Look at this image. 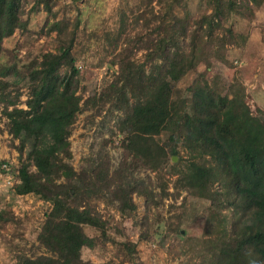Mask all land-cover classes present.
Listing matches in <instances>:
<instances>
[{
	"label": "trees",
	"instance_id": "obj_1",
	"mask_svg": "<svg viewBox=\"0 0 264 264\" xmlns=\"http://www.w3.org/2000/svg\"><path fill=\"white\" fill-rule=\"evenodd\" d=\"M61 1L0 0V121L19 152V166L10 170L19 181L14 191L50 204L37 235L44 253H21L16 264H94L83 259V250L95 248L99 237L89 236L86 227L119 246L127 263L142 264L140 241L122 235L113 226L115 216L102 213L134 218L135 197L146 199L148 208L172 201L174 214L155 233L161 243L169 233L193 237L183 229L188 198L208 208L196 225L202 232L193 237L196 243L185 250L180 243L182 254L195 253L194 264H264V111L253 113L240 80H210L216 65L234 67L229 48L246 38L235 23L253 21L264 0H141L133 17L120 8L104 43L113 55L106 66L114 78L87 97L78 68L86 49H76L82 0H72L74 20L66 16L68 7L56 10ZM194 1L197 15L187 9ZM145 5L153 14L145 20L154 23L149 36L135 32L146 18L140 12ZM40 13L47 21L36 33L31 19ZM16 32L46 38L56 33L57 60L39 49L21 67L3 62L4 43ZM91 110V118H104L101 128L116 110L115 129L109 139L103 134V145H94L76 171L70 137L79 115ZM109 144L121 149L118 164ZM18 222L11 210L0 213V223ZM149 226L146 220L143 238Z\"/></svg>",
	"mask_w": 264,
	"mask_h": 264
},
{
	"label": "rangeland",
	"instance_id": "obj_2",
	"mask_svg": "<svg viewBox=\"0 0 264 264\" xmlns=\"http://www.w3.org/2000/svg\"><path fill=\"white\" fill-rule=\"evenodd\" d=\"M141 0H82L79 7L84 12L81 30L78 33V43L76 49H86L84 55H81L82 60H79L78 68L81 71L82 82L81 86L86 90L85 97L92 94V90L102 89L113 80L114 74L106 66V62L112 59L110 48H106L104 43L105 33L110 30L114 24V20L120 13V8H124L130 17L136 15V6L140 5ZM89 3V4H88ZM32 4L28 5L27 10ZM68 7L70 10L66 14L71 20H74L78 13L72 5V0H62L56 10H62ZM155 13L159 7L156 2L152 3ZM151 7V8H152ZM147 8L142 7L140 12H143L145 19L139 22L135 28V32L144 35L150 34V29L154 24L153 21L148 25L146 19H152V13L145 11ZM192 14L197 15L199 11L197 1L192 2L187 8ZM139 12V13H140ZM177 12L182 13L181 9ZM64 14L61 12L57 19H62ZM27 18V17H25ZM45 13L35 14L32 16L33 31L36 33L47 21ZM51 21L55 18L51 17ZM88 21V23H87ZM236 30L244 35L246 38L242 40L239 47H230V57L234 61V67L216 65L215 71H211L210 80L218 75L226 80L232 82L237 79L240 80L247 90L248 103L250 104L253 113L258 115L257 110L264 111V6L256 12V17L253 21L237 20L235 23ZM86 29V31L84 30ZM46 38L39 34L30 37V34H21L16 32L8 41H5V56L3 62L9 65L16 64L21 67L29 63L43 49L46 53H53L50 60H57L56 47L53 37ZM145 40H147V37ZM142 52L138 54L141 60ZM56 67V63H54ZM65 66H61L60 72H63ZM27 94L24 92L22 100H26ZM21 107H25L22 105ZM1 111V106H0ZM93 111H86L79 115L75 128L73 129L70 141L72 143L73 159L71 164L78 171L82 165V160L88 157L92 148L95 145V150L103 145L104 138L109 139L110 130L115 129V110L112 116H108L106 120H111L107 126L100 127L99 122L104 119L101 116L91 118ZM108 115V114H107ZM5 120V119H4ZM99 125V126H98ZM105 127V128H104ZM102 130V132H101ZM118 133V131H117ZM120 137L115 140V145H118ZM19 142L16 141L15 146ZM12 136L8 133L4 121H0V213L4 210H11L19 219L16 223H0V264H16V257L21 253L29 256L41 255L44 251L40 248L37 241V235L44 220V214L49 208L50 204L45 203L34 195H17L13 186L6 183V174L2 169L6 168L5 164H9L7 169L19 166V152L12 146ZM113 144H109L107 149L112 157L113 163L118 164L120 161L121 149ZM29 150V148H28ZM178 161V160H177ZM10 167V168H9ZM34 170L35 168L32 167ZM142 173V176H146ZM153 176V173H148ZM135 202L138 206L137 214L134 218H126L124 221L114 212H103V205L100 206L102 213L109 215L113 214L116 221L113 226H118L122 235L129 237L132 242L140 241L139 248L140 261L142 264H194L196 260L195 253L182 254L180 252V243L183 242L184 250L187 245H193L196 241L194 236L202 234L198 231L196 225H202L207 216V207L196 199L188 198L186 205V213L182 221H184L183 229L190 231L191 236L185 239L177 237L175 234H167L164 242L155 236L158 226L164 221H168L174 214V210H170L171 200H166L159 208H148L146 206V199L135 197ZM182 200L178 201L181 204ZM207 205H209L207 203ZM146 220L149 222L148 235L143 238L142 233L145 232ZM170 221V220H169ZM168 221V222H169ZM176 222V220H174ZM86 233L91 237H99L95 248H85L83 250V259L91 261L94 264H130L127 263L119 246L113 242H106L101 238L100 233L91 227L85 228ZM119 240L123 238L117 234L114 229L111 231ZM121 236V237H120ZM183 249V247H182ZM181 249V250H182ZM183 251V250H182Z\"/></svg>",
	"mask_w": 264,
	"mask_h": 264
},
{
	"label": "built area",
	"instance_id": "obj_3",
	"mask_svg": "<svg viewBox=\"0 0 264 264\" xmlns=\"http://www.w3.org/2000/svg\"><path fill=\"white\" fill-rule=\"evenodd\" d=\"M5 169L3 168V170H6V171H10V170H8L7 169V165L5 164ZM17 181H16V179H15V177H14V175L13 174H9V175H7L6 176V183L7 184H9V185H11V186H13V183H16Z\"/></svg>",
	"mask_w": 264,
	"mask_h": 264
},
{
	"label": "clouds",
	"instance_id": "obj_4",
	"mask_svg": "<svg viewBox=\"0 0 264 264\" xmlns=\"http://www.w3.org/2000/svg\"><path fill=\"white\" fill-rule=\"evenodd\" d=\"M10 170H11V169H10ZM2 172H3V169H2ZM3 173H5L6 175L12 174L11 171H9V172L6 171V172H3ZM13 175H14V174H13ZM14 177H15V175H14ZM15 179H16V178H15ZM16 181H17V182H16L15 184L19 183V181H18L17 179H16ZM15 184H14V185H15Z\"/></svg>",
	"mask_w": 264,
	"mask_h": 264
},
{
	"label": "water",
	"instance_id": "obj_5",
	"mask_svg": "<svg viewBox=\"0 0 264 264\" xmlns=\"http://www.w3.org/2000/svg\"><path fill=\"white\" fill-rule=\"evenodd\" d=\"M178 160V158L177 157H174V161H177Z\"/></svg>",
	"mask_w": 264,
	"mask_h": 264
}]
</instances>
